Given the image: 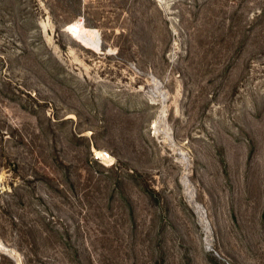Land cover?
Instances as JSON below:
<instances>
[{
    "label": "rangeland",
    "instance_id": "374dc122",
    "mask_svg": "<svg viewBox=\"0 0 264 264\" xmlns=\"http://www.w3.org/2000/svg\"><path fill=\"white\" fill-rule=\"evenodd\" d=\"M82 1L0 0V264H264V0Z\"/></svg>",
    "mask_w": 264,
    "mask_h": 264
},
{
    "label": "trees",
    "instance_id": "16d2710c",
    "mask_svg": "<svg viewBox=\"0 0 264 264\" xmlns=\"http://www.w3.org/2000/svg\"><path fill=\"white\" fill-rule=\"evenodd\" d=\"M75 8H78L77 13L79 14L81 12L80 8H90L89 4H84L82 0H76ZM84 21L86 22V18H84Z\"/></svg>",
    "mask_w": 264,
    "mask_h": 264
},
{
    "label": "bare ground",
    "instance_id": "6f19581e",
    "mask_svg": "<svg viewBox=\"0 0 264 264\" xmlns=\"http://www.w3.org/2000/svg\"><path fill=\"white\" fill-rule=\"evenodd\" d=\"M80 24H79V21L76 23V25H75V28H73L74 29V31H72V33H74V34H76V31H77V34L76 35H79V37L80 38H82V39H86V38H84L83 37V35H82V33H84L83 31H84V29L83 28H81L80 26H79ZM76 30V31H75ZM85 34V33H84ZM75 35V36H76Z\"/></svg>",
    "mask_w": 264,
    "mask_h": 264
}]
</instances>
